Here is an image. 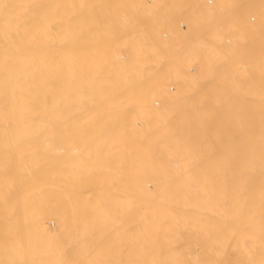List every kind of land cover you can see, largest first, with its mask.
Here are the masks:
<instances>
[{
  "label": "bare ground",
  "instance_id": "6f19581e",
  "mask_svg": "<svg viewBox=\"0 0 264 264\" xmlns=\"http://www.w3.org/2000/svg\"><path fill=\"white\" fill-rule=\"evenodd\" d=\"M72 1L0 0V264H110L111 259V263L114 264H264V96L253 100L243 95L247 97V100L244 99L247 102L246 108V104L244 107H242L243 104H240L243 102L242 93L244 91L238 92V86H243L246 83L251 89L259 88L258 81L255 79L253 81L252 78H259L258 75L255 77V72L257 73L261 67L259 65L264 64V17L257 19L261 20L262 22H259L263 24L260 23V25L257 22L258 25H253L251 22L253 16L251 17L252 14L250 15L248 10L251 20L249 18L250 22L248 21L247 24L243 22L244 19H237L239 14L243 15V9L241 10L240 7L242 12H237L239 14L235 18L236 20H231L232 17H230L236 12L229 14L230 21L234 20V25L239 26L241 30L240 33L247 28L249 31V33L247 30V32L245 31L248 38L244 37L247 44L242 43L245 41L240 38L242 33L241 35L239 33V41L236 40L237 43L234 45L237 47L233 48L234 51L231 48L233 54H237L235 51L241 53L245 47V53H250L248 58L250 72L248 73L253 71V75L247 76L246 83L238 81L240 78H235L236 81L233 78L230 80L231 77L228 79L229 76L236 73L237 69L233 68L236 63L233 64V62L237 57L240 58L237 56L240 53L233 55V57H237L232 60V55L229 54L230 59L227 58L223 65L222 60H218L219 53L217 52L223 53L227 41H225L221 53L222 48L218 51L213 48L218 37L212 36V32H210V38L206 32L208 35L206 37L209 38L210 46H212L211 48L206 47L209 48L206 53L213 54L214 52L216 57L218 56L217 63L220 62V65L223 66L219 64L217 66L214 54V56H206V61L202 63L197 73H193L194 75H191L190 72L183 74L185 71L182 70V75L179 72L182 78L176 79L179 82L178 86L171 87L174 84L169 83L171 84L169 85V81H166V85L171 87L169 89L166 86V89L165 83L160 82L164 78L162 77V72L166 70L164 66L169 67L170 65L173 69V64L176 61L174 65H183L185 62L181 64L179 61L184 59L178 60L181 54L177 55L178 59L175 57V61L171 59L172 64H170L171 61H165L167 63L161 69H158V64L143 66L136 61L140 60L137 59L139 54L141 56L147 54L145 45L150 43L152 51H159L160 54L167 52L166 49H169L170 46L164 49L162 45L164 42L166 45L170 42L163 41L162 38L167 39L171 33L177 35L179 30L184 32V29L181 30L179 27V30L176 29L177 32H172L177 26L176 23L181 26L178 21L174 26L175 21L172 20V22L169 21L170 25L174 26L170 27L169 25L173 29L171 33H168L169 30L163 29L165 33L162 35L163 37H154L148 32L151 27L149 23L154 22L158 17L163 20L167 16L166 21L173 9L178 8L177 10H179L184 6L182 8L184 10L188 7L187 5L191 7L189 11L193 13L192 16L195 15V22L200 17L201 21L207 17V14L210 15V12L217 10L206 9L210 3L216 5L212 0H207L209 3L207 2L206 8L200 5L199 0H171L165 4L156 3L160 6L167 5L168 8L165 9L164 6H161V9L157 7L156 9L154 7L152 12L155 13L151 16L152 18H149L147 13H151L149 10L153 6L147 8L149 10L146 11V14H142L136 8H126L129 5L125 0L122 1L125 2L124 6L126 7L124 8L126 9L121 7L122 1L115 0L119 2L120 8L116 9L117 13L115 12L119 16L120 13L121 16H125L126 13H130V16L138 15L137 18H133L138 24L137 27L134 21L132 22L133 27L129 26L135 27L136 30L126 29L132 36V38H129L130 35L126 38H129L130 41L133 39L132 44L126 43L127 41L124 40L126 47H130L129 44L131 46L140 44L139 47L143 51H139L138 46V50L135 47V50L130 47L128 52L131 53V56L119 57V62L114 63H122L121 65L106 67L102 66L100 64L102 62L98 59L93 58L90 59L93 63L88 66L89 57L86 55V51L92 49L95 51L93 54L98 56V50H102V46L106 48L105 44L111 45L108 42L111 41L110 38L102 41L103 43L92 44L87 38H83V34L72 36L74 39L77 37L79 39V36H82L81 40L75 39V41L71 36H68L67 32H70V28L76 27H70L75 19L70 20L69 15L72 13L74 16L79 15L76 14L78 10L74 8L77 6L80 9L81 6L78 3L79 0L78 2L74 0L75 3ZM213 1L218 3L219 0ZM220 1H222L221 3L225 2L222 5L219 2L217 5L225 8L230 5L229 9L238 8V5L242 6L243 4L247 9H252L253 4L257 7L256 3H258L253 0L247 1V3L237 0H233L234 2L232 0H230L231 2H228L229 0ZM87 2L89 1L86 0ZM70 3L72 4L70 5ZM258 4L260 8L264 2ZM94 5L93 7H95ZM69 6L73 7H71V13H69ZM93 7L91 6L92 10ZM261 7L264 8L263 5ZM163 8L164 12L168 11V13H165V16L161 18ZM221 8L223 9V7ZM120 9L125 11V14L119 11ZM92 10L91 16L98 8L93 10V14ZM159 11H161V16ZM224 11L221 16L219 13L220 17ZM261 11L264 15V9ZM79 12L82 13L83 10ZM186 13L188 14V12H183L185 15ZM97 14L93 17H96ZM119 16L116 18L118 19ZM99 17L94 20H98ZM173 18L177 19L175 15ZM79 20L81 21V19ZM101 20H104V17ZM205 20L202 22L203 24ZM225 20H221L222 24ZM195 22L194 24L192 22L194 27L191 28L190 23L188 26L189 31H195L192 32V36L198 37L196 34L198 24ZM77 23H73V25H77ZM78 24L80 26L83 23L79 22ZM212 24H210L211 27ZM84 25L88 26L87 23ZM145 25H148V31ZM234 27L232 26V28ZM75 30L79 31L78 28L73 31L76 32ZM219 31L218 33H220ZM237 34L236 31V36ZM248 34L250 35L248 36ZM134 37L136 38L134 39ZM180 37V35L172 37V42L175 41L173 44L185 40L182 37L180 40ZM212 38L213 43L211 42ZM225 38L227 39V37ZM228 38L230 40V37ZM234 39L232 40L233 44L235 43ZM155 40L160 44L154 43ZM209 40L205 39L202 42ZM124 41L121 42L124 43ZM122 43L119 46H125ZM112 44L115 45V42ZM241 44H244V48ZM177 45L179 44L177 43ZM186 45H189L188 42ZM217 45L219 46L218 43ZM228 45L233 46L232 44ZM228 45L225 50L229 48ZM218 46L217 48H220ZM171 47L177 48L173 45ZM172 48L169 51H173ZM176 48L175 50H177ZM237 48L238 50H236ZM191 50L193 49L191 48ZM196 51L198 52V50ZM228 53L230 52L228 51ZM143 56L141 60L145 59L142 61L152 60ZM174 56L176 54L171 58L174 59ZM211 57L213 58L211 59ZM121 59L123 61H120ZM160 60L164 64L163 58ZM213 61L216 65L211 64ZM240 61L242 62L239 60L237 63ZM72 62L73 64H71ZM141 65L144 67L143 70H140L143 68ZM180 65L178 68L175 66V70H172L173 73L181 71L178 70ZM262 66L259 69H263V72H260L261 80L264 79L261 74L264 73V65ZM222 67L226 70L223 71ZM184 68L186 69V67ZM242 68H240V72ZM138 70L141 72L137 73ZM222 71L227 72L223 77H221ZM219 73L223 79H218ZM230 73L233 75H229ZM72 76L74 79L71 82ZM163 76L166 77L165 74ZM225 77H227L226 80ZM179 79L181 82L178 81ZM172 81L175 80L172 79ZM259 85L264 90V81ZM253 91L254 88L251 91V98L254 97ZM262 92L264 93V91ZM156 97L158 103L155 101ZM228 104H230L229 108H227ZM243 108H245L244 111L247 110L246 113L244 112L245 114L236 112L238 109L239 112H242L240 109L243 110ZM223 109L227 110L224 112ZM211 128H213L212 133L210 132ZM85 131L91 133L87 135L88 137L85 134L88 140L86 137L84 140L86 139L88 144H97V146L102 144L101 148H106L105 145H110L111 142L116 145L128 141L131 152L127 155L131 156V160L125 155L126 153L121 155H125L128 162L131 161L130 165L127 163L130 168L127 174L131 173L133 177L130 174L129 180L124 179L125 176L120 177L123 178L122 180L116 179L117 176L114 177L116 180L108 177L106 178L109 180L105 177L103 178L105 180L102 177H100L101 179L91 177V179L86 173L89 178L86 176L88 179H84L79 171L76 176L81 175V179L78 176L79 179L74 177L69 181L67 178H61L60 176L63 174L59 169H65V166L69 165L68 156L64 153L66 149L68 150L66 148L68 143L72 141L73 137L77 142L80 136V141L83 140L82 136ZM71 133L75 136H72ZM224 133H229L230 136L229 142L227 139L224 142L227 144L225 146H223ZM207 134L212 136L210 139L217 135V137H223L222 142L220 140L217 143V139H209V143L215 141L213 143H217L215 144L217 146L207 147V143L205 144L208 140ZM127 136H130L129 139H126ZM73 143L75 144V142ZM74 144L71 146L73 147ZM78 144L77 146H79ZM1 147L5 149L4 155H1L4 151L3 148V151L1 150ZM11 147H18V149H14V151ZM117 147L119 149V146ZM120 148L123 149L121 146ZM206 149L212 150V155L211 152L209 154L214 156V159L222 157L221 164L220 161L216 163L217 160H212L215 161L216 167L221 166L220 170L212 171V163L207 165L211 170L208 167L209 171L203 168L206 164L204 162V165L199 160ZM121 152L117 153L114 150L116 154ZM206 153L203 155L204 158H206ZM107 154L112 153L110 151V154L108 152ZM115 157L113 158L115 159ZM123 159L120 158L121 162ZM81 163L80 161V166H82ZM121 164L124 165V163ZM75 166L78 168L76 164ZM114 170L113 172H115ZM120 170L121 175L122 168ZM64 174L66 173L64 172ZM210 174L211 176H209ZM69 175L71 174L69 173ZM126 214H130L129 217ZM114 217L118 218V221ZM51 221L58 224V229H51L49 226ZM125 221L129 226L127 223L125 224ZM121 231H123L122 236H120ZM124 231L128 235H125ZM116 232L117 234L120 232L116 235L117 238L120 237L118 238L121 240L120 246L125 249L120 250L118 245V250L123 252L119 255L121 257L118 256V259L113 257L114 260L111 255L113 249L111 247L116 239V236H112ZM128 253V257H125Z\"/></svg>",
  "mask_w": 264,
  "mask_h": 264
},
{
  "label": "rangeland",
  "instance_id": "374dc122",
  "mask_svg": "<svg viewBox=\"0 0 264 264\" xmlns=\"http://www.w3.org/2000/svg\"><path fill=\"white\" fill-rule=\"evenodd\" d=\"M73 1H74V0H73ZM73 1H72V3H75V2H73ZM83 1H84L85 3H84ZM88 1H89L90 3H89V2L86 3V0H82V1L79 0V2H78V0H77V2L80 3L81 6H82V7H81V6L79 7L80 9H78L77 6H76V7H77V8H76L75 6L72 5L73 7H75L74 9L78 10V11L76 12V10L73 9L74 12H76V14H79V15H77V16L75 15V16H74L73 13H72V15H71V14H70V15L68 14V15H69V18L71 17L70 20H74V19H75V20H74L75 22L73 21L72 24H70V27H73V26L75 27V26H76L75 28H78L79 31H76V30H75L76 32H74L73 30H74L75 28H74V27H73L74 29L70 28V30H69L70 32H67V34H69L68 36H69V37L71 36V38H72V36L75 37V36H74L75 34H79V35H80V34H81V35L83 34V35H82L83 38H85V39L87 38L90 42H92V44H94V43H96V42L98 43V42H102V41H104V40H108L109 38H110L109 40H111V41L113 40L112 42H111V41H108L109 43H111V45L108 46V44H105V45H107L106 48H104L105 46H104V47L102 46V48H101L102 50H98V56H95V55L93 54L95 51L92 50V49H88V50L86 51V55L89 57V58H88V63H87L88 66H89L90 64L93 63L92 60L90 61V59H92V58H93V59H98L100 62H102V63H100V62H99V63H100L102 66H105V67H106V66H112V65H121L122 63H121V64H114V63H118V62H119V60H118L119 57H124V56H125V57H128V56H131V53L128 52V51H130V50H129L130 47H131L132 49H134V50H135V48H136V50L140 49L139 51H143V50L139 47L140 44L137 45L139 48H138L137 46H134V45H132L133 47L131 46V44H132L131 42H132L133 39L130 41L129 38H132V36L130 35L129 31H127V30H131V29H135V30H136L135 27H134V28H131V27H129V26L134 25V24L132 23L133 21H134V23H135V20H133V18H134V19L137 18V16H138L137 14H136L137 16L132 15V14H131L132 16H130V13H126V14H128V15H126V14L124 13L125 11H121V9H120L119 11H121L123 14H125V16H124V15L121 16V13H120V16H119L118 14H116V13H117V10L120 8V6L118 5V4H119V2H118L119 0H118V1H115V0H114L115 2H114L113 0H91V1L88 0ZM120 1H122V0H120ZM125 1H126V4L128 3L129 6H127V7L124 6V5H125V2L122 1V3L124 2V4L120 3V5H121V7L123 6V7H122L123 9H126V8H128V7H129V8H136V10H137V11H140V13H142V14H146V11L148 12V10H149V9H147V8H150V6H151V7L153 6V7L150 8L149 11H151V13H153L152 11L154 10V9H153L154 7H155V8L157 7L158 9H159V8L161 9V8L164 6V5H161V6H162V7H161L160 5H157L156 3H158V4H162V3H163V4H165L166 2L171 1V0H125ZM199 1L202 3V4L200 3V5H202V6L205 7V8H206V4H207V2L209 3V1H207V0H199ZM215 1H216V0H215ZM237 1H238V2L245 1L246 3H247V1L250 2V0H237ZM253 1L258 2V3H259V2H260V3L264 2V0H253ZM253 1H252V3H253ZM70 2H71V1H70ZM77 2H76V3H77ZM81 2H82V3H81ZM112 2H113V3H112ZM180 2H181V1H180ZM205 2H206V3H205ZM212 2H213V4H216V5L214 6V5H212V3H210V4L207 5V8H206V9H210V11H212V10H214V9H217V10H216V11L214 10L215 12H210V15L207 14V17L204 15V17H206V18H203V17H202L203 19H202L201 21H200L201 17L199 16V17H200V18H198L199 21L196 19L197 21L195 22V19H194V18H195V15L192 16L193 13H191V11H189V9L191 10V7H189V5H187L188 7H186V5H185V7H186V9H184L185 11L182 10V8H184V6L181 7V8L179 9V10H180V11H179V10H177L178 8H176L175 6L172 5L174 8H176L175 10L178 12V14H177V12H176L174 9H173V10L171 9V10H172V14L170 13L171 15H170V17H168L169 19L165 21V18L167 17V16H165V13H168V11H167V12H164V8H163V9L161 10V11L163 12L161 15H163V16L160 15L161 11H159V15L161 16V18L165 16L163 20H160V19H159L160 17H158V16L155 15V16L158 17V18H157L156 20H154V22L149 23V25H151V27L149 28V31L147 30V26H148V25H145V26H146V30H147L148 32H150V34L154 35V37H159V36L163 37L162 35L165 34L164 31H163V29H164L165 31H168V30H169L168 33H171V30H173V29L170 28V27L173 26V24L171 23L172 25H170V22H172V20L175 21V22H174V26H175V23H176L177 21H178V23L181 24V26H179V24L176 23L177 26H175V28H174L175 30H173L172 32H177V30H179L180 28H181V30L184 29V32L181 31L182 33H181L180 30H179V32L177 33V35H175L176 33H175L174 35H173V33H171V34H169V35H168V33H166V35L169 36V37L167 38L168 40H167L165 37H163L164 39L162 38L163 41L166 40V42H170V43H167V45H166L165 42L163 43L162 47H163L164 49H166L167 46H168V47L170 46L169 49H171V48H172L171 46L173 45V47H174V46H177V48L175 47L177 50H175V48H172L173 51H171V50L169 51V49H166V50H167V52H166V51L163 50V48L161 47L162 50L165 51L166 53L164 52L163 54H162V53L160 54L159 51H156V52L152 51V45H151V43H150V44H147V45H145V51L147 52V54L145 53L146 55L144 54V56L147 57L148 59H152V60H148V62H147V61H142V60L145 59V58H144V59L141 60V58H142L143 55L141 56L140 54L138 55V54L136 53V54L139 56L137 59H138V60H139V59L141 60V62H140V60H139L138 62L136 61V63H139V64L141 63V64H143V66L158 64V65H157V66H158V69H161V68L165 65V63H167V62H165V61H171L170 64H172V60L175 61L176 59H178V56L181 54V56H179L180 58H179L178 60L184 59V60L179 61L181 64H183V63L185 62L183 65H180V64H179V65H180V69H178V70H181V71H177V69H176L177 72H175V73H173L174 71H172L173 69L175 70V66H177V68H178L179 65H174V64H176L177 61H176V62L173 61V62H174V64H173V69H172V66H170V65H169V67L166 66V65L164 66L165 69H166V70H165V69H164V70H165L166 72H165V71H164L165 73L162 72V77H164V78L160 77V78H162V79L160 80V82L162 81V83H165V88H166V86L169 87V89H170L171 87L178 86L179 82H177L176 79H178V78L181 79V78H182V77H180V76L182 75L183 71H185L183 74H185V73H186V74H189V72H190L191 75H194L195 73H197V71L199 70V68H200V66L202 65V63H203L204 61H206V56H211V55H212V56L215 55L216 60H214V59H213V60L216 62L217 66H218V64L220 65V62L217 63L218 60H222L221 62H223L222 64L224 65V62L227 61V58L230 59V57H231V56H228L229 54L232 55L231 60H232L233 58H236L237 56H239V57L241 58V59H240V58L237 57V59L242 60L243 63H242L241 61H240V63H237V62L239 61V60L237 61V59H234V62H233V64L236 63L235 66H233V68L235 67V69L238 70V71L236 70V73H235L234 75H238V74H239L240 76H239V75H238V76H234L232 73H230L229 75H233V76H234V77H233V76H229V75H228V76H229L228 79L231 77L230 80L233 78V79L236 81L238 78H240V79H238V81L241 80V81H243L244 83H246V81H248V79H247L248 77H247V76H248V75L250 76V74L253 75V71H251L250 74L248 73V72H250V70H249L250 65H249V63H248V62H249L248 58H249V54H250V53L247 54V53H245V51H244L245 48H246V47L244 48V44L246 43V40H245L244 37L246 36L245 34H246V32L248 31V28L245 29V30H243L244 32H241L243 37L240 36V38H241V39H244V41H245V42L242 41V43H244V44H241L242 47L244 48V50L241 48L243 51L240 49V50H241V53L239 52L240 54L238 53V51H235V52H237V54H239V55H237V54L234 52L237 56H236V57H233V55L235 56V54H233V52H231V51H232V50L234 51V49L237 47V46L234 47V45H236V43L239 41L238 38H239V33H240L241 30L239 29V26L237 27V26L234 25V20H233L232 22L230 21V17H232L231 20L237 18V15L239 14V13H237V12H242L241 10L243 9V12H242L243 15L240 16V14H239V17H238L237 19L240 18V20H241V19H242V20L244 19L245 21L247 20L246 22L243 21L244 23L247 24L248 21L250 22L251 17L253 16L252 19L254 20V22H253V20H251L252 24H253V25H258V23L260 24L262 21H261V20H257V19H259V18H262V19H263V17H264V15H262L263 11H261V10L264 9V8L261 7L262 5H263V7H264V4H262V5L260 4V5H261L260 8L258 7V5H259L258 3H256V4H257V7H256L255 4H253L252 9H250L249 7H248L249 9H247V7H246V6H243V5H244V4H243L242 6L238 5V8L233 7V8L235 9V10H234V9H229V8H228L230 5H229V6L226 5V6H228V7H226V8H225L224 6H219V5H217L219 2H220V3L222 2V1H220V0L218 1V3H217V1L214 3L213 0H212ZM224 2H225V1H224ZM224 2H223V3H224ZM228 2H231V1L229 0ZM232 2H234V1L232 0ZM245 2H244V3H245ZM255 2H254V3H255ZM72 3H70V5H71ZM78 3H77V4H78ZM83 3H84V5H86V6H84ZM92 3H93V5L95 4V5H94L95 7H93V5H90V4H92ZM111 3H112V4H111ZM115 3H116V4H115ZM203 3H204V4H203ZM223 3H221V5H222ZM80 4H78V5H80ZM88 4H89V5H88ZM155 4H156V5H155ZM74 5H75V4H74ZM114 5H115L116 8L114 7ZM72 6H71V7H72ZM89 6H90V7H89ZM91 6L93 7V10H94V11L98 8V10H97L98 12L95 11L94 15H92V16H91V10H92ZM112 6H113V7H112ZM117 6H119V7H117ZM178 6H179V5H178ZM208 6H209V8H208ZM212 6H213V7H212ZM231 6H232V5H231ZM250 6H251V5H250ZM254 6H255V7H254ZM71 7L69 6V8H70V12H69V13H71ZM73 7H72V8H73ZM124 7H126V8H124ZM164 7H165V9L168 8L167 5H165ZM199 7H200V6H199ZM216 7H218V8H216ZM221 7H223V9H222ZM239 7H240L241 10L239 9ZM84 8H85V9H84ZM89 8H90L91 10H90ZM117 8H118V9H117ZM157 8H156V9H157ZM213 8H214V9H213ZM219 8H221V9L218 10ZM224 8H225V11H224ZM227 8H228L229 10H228ZM245 8H246V9H245ZM116 9H117V10H116ZM123 9H122V10H123ZM146 9H147V10H146ZM152 9H153V10H152ZM226 9L229 11V13L227 12ZM236 9H237V11H236ZM253 9H254V10H253ZM256 9H258V10L256 11ZM82 10H83V12L80 13L79 11H82ZM93 10H92V14H93ZM108 10H109V11H108ZM114 10H115V11H114ZM171 10H169V11L171 12ZM181 10H182V11H181ZM222 10L224 11L225 14L223 13L224 16L222 15V17H220L221 14H222V12H223ZM245 10H246V13H245ZM247 10H248L250 13H249ZM251 10H252V12H251ZM88 11H89V12H88ZM107 11H108V12H107ZM113 11H114V13L116 12L115 15L113 14ZM119 11H118V12H119ZM165 11H166V10H165ZM221 11H222V12H221ZM255 11H256V13H255ZM259 11H260V12H259ZM156 12H157V11H156ZM180 12H181V14H180ZM183 12H184V13H185V12H188V14L186 13V15H185V14H183ZM231 12H232V13H235V12H236V13H235L236 16H235L234 14H232ZM258 12L260 13L259 15H258ZM86 13H87L89 16H88ZM96 13H98L99 16L102 15V14H103V15L99 17L98 14H97L96 17H93V16H95ZM151 13H150V14H149V12L147 13V15L149 16V18H150L151 16H153L155 12H154L152 15H151ZM189 13H190L191 15H190ZM213 13H214V14H213ZM216 13H217V14H216ZM219 13H220V16H219ZM230 13H231L232 15H230V17H229V14H230ZM244 13H245V14H244ZM248 13H249L250 15L252 14L251 17L248 15ZM82 14H83V16H82ZM110 14H111V15H110ZM112 14H113L115 17H114ZM134 14H135V12H134ZM176 14H177V15H176ZM85 15H86V16H85ZM157 15H158V13H157ZM166 15H168V14H166ZM172 15H173V16H172ZM174 15H175L176 18L179 16L178 18H182V17L185 18V17H186V19H183V18H182V19H178V18H177V19H178V20H177V19L173 18ZM181 15H183V16H181ZM214 15H215V16H214ZM217 15H218L220 18H219ZM225 15H227V16L225 17ZM106 16H107V17H106ZM112 16H113V18H112ZM117 16H119L118 19L116 18ZM134 16H135V17H134ZM144 16H146V15H144ZM184 16H185V17H184ZM201 16H202V15H201ZM208 16H209V17H208ZM76 17H77V18H76ZM78 17H79V18H78ZM92 17H93V18H92ZM97 17H99L98 20H94V19H96ZM103 17H104V20H101V19H103ZM146 17H147V16H146ZM189 17H190V18H189ZM196 17H197V16H196ZM217 17H218V18H217ZM224 17H225V18H224ZM227 17L229 18V20H228ZM233 17H234V18H233ZM245 17H247L248 19L245 18ZM256 17H258V18H256ZM115 18H116V19H115ZM119 18H120V19H119ZM149 18H148V19H149ZM151 18H152V17H151ZM171 18H172V19H171ZM188 18H189V19H188ZM191 18H192V19H191ZM216 18H217V19H216ZM249 18H250V20H249ZM255 18H256V19H255ZM77 19H78V20H77ZM79 19H81L82 22H81ZM82 19H84V20H82ZM138 19H139V17H138ZM145 19H146V18H145ZM148 19H147V20H148ZM158 19H159V20H158ZM166 19H167V18H166ZM174 19H175V20H174ZM205 19H206L207 21H206ZM219 19H221L222 21H223V19H226V20H225V21L223 22V24H222V21L219 20ZM87 20H88V21H87ZM179 20H180V21H179ZM188 20H189V22H188ZM193 20H194V21H193ZM204 20H205V22H204V24H203L202 22H203ZM211 20H213V21H215V22L212 24L213 21L210 22ZM218 20H219V21H218ZM235 20H236V19H235ZM77 21H78V23L80 22V24L83 23L82 25H80V26H82L83 28L79 26V24L77 23ZM83 21H85V22H83ZM106 21H107V22H106ZM137 21H138V20H137ZM137 21H136V22H137ZM167 21H168V22H167ZM169 21H170V22H169ZM184 21H185V22H184ZM228 21H229V22H228ZM259 21H261V22H259ZM187 22L190 23L191 28H192V26L194 27V25H192V22H193V24H194V22H195V24H198V25L196 26V27H198V30L196 31V34L198 35L199 39H198V37H196V36H192L193 33H194L195 31H194V32L192 31L193 33H192L191 31H189L190 28H189V26H188L189 24H188ZM200 22H201V23H200ZM217 22H219V23H217ZM236 22H237V21H236ZM238 22H239V21H238ZM257 22H258V23H257ZM73 23H74V24L77 23V25H78L80 28H79L77 25H73ZM84 23H85V24L87 23L88 26L84 25ZM130 23H132V24L130 25ZM137 23H138V22H137ZM168 23H169V24H168ZM205 23L209 25V26L207 25V27H209V28H207V27L204 28V27L206 26ZM225 23H226L227 25H226ZM230 23H231V24H230ZM240 23H242V22H240ZM254 23H255V24H254ZM201 24H202V25H201ZM210 24H212L213 26L211 27ZM215 24H216V25H215ZM220 24H221V25H224V24H225V25H224V26H221ZM229 24H230V25H229ZM242 24H243V23H242ZM261 24H263V23H261ZM261 24H260V25H261ZM83 25H84V26H83ZM136 25H138V24L135 23V26H136ZM143 25H144V24H143ZM166 25H167V26H166ZM169 25H170V27H169ZM161 26H165V27H161ZM174 26H173V27H174ZM214 26H215L216 28H215ZM218 26H219V27H218ZM232 26H233V27L235 26V27L232 28ZM245 26H246V25H245ZM122 27H124L125 30L122 29ZM128 27H129L130 29H129ZM132 27H133V26H132ZM136 27H137V26H136ZM167 27L170 28V29H168ZM179 27H180V28H179ZM210 27H211V28H210ZM225 27H226V28H225ZM177 28H178V29H177ZM201 28H202V29H201ZM203 28H204V29H203ZM213 28H215V29H213ZM223 28H224V29H223ZM231 28H232V29H231ZM71 29H72V31H71ZM82 29H84V30L82 31ZM126 29H127V30H126ZM176 29H177V30H176ZM205 29H206V30H205ZM208 29H209L210 31H209ZM212 29H213V30H212ZM235 29H236V31L238 32L237 36H236V31H235ZM237 29H239V30H237ZM110 30L112 31L111 33H110ZM186 30H187V31H186ZM194 30H195V29H194ZM203 30H204L205 33L203 32ZM215 30H216V31H215ZM219 30H220V31H219ZM223 30H224V31H223ZM233 30H234V31H233ZM246 30H247V31H246ZM84 31H85V32H84ZM198 31H200V32H202V33H199ZM208 31H209V32H208ZM213 31L215 32L216 35L214 34ZM218 31H219L220 33H218ZM221 31H222V32H221ZM229 31H230V33H229ZM245 31H246V32H245ZM73 32H74V33H73ZM88 32H90V33H88ZM206 32H207V34H209V37H210V35H211L210 32H212V36L214 35V36L218 37V39L216 38L217 41H215V38L213 37V38H214V41H215V42H214V45L216 46V47L213 46V48H214V49L216 48L217 51H218L219 49L222 48V50H221V53H222V51H223V47L225 46V45H224L225 41H227V42H226V46H227L228 44H232L233 46L228 45L229 48H228V47H227V48L230 49V50H228V49L225 50V47H226V46H225V47H224V51H223V53H222V54H224V55L220 54V51H218L217 53H219V55H218V56H219V59L217 58L218 56L216 57V54H214V52H213L214 55H213V54H207V53H206V50L209 51V48H211L212 46H210L211 43H210L209 38L207 39L208 35L206 34ZM216 32H217V33H216ZM232 32H233V33H232ZM72 33H73V34H72ZM109 33L111 34V36L109 35ZM222 33H224V34H222ZM227 33H228V34H227ZM241 33H240V35H241ZM247 33H249V31H248ZM257 33H259V32H257ZM257 33H256V34H257ZM86 34H87L88 36H87ZM92 34H93V36H92ZM105 34H108V35L106 36ZM196 34H194V35H196ZM200 34H201V35H200ZM225 34H226V35H225ZM229 34H230V35H229ZM129 35H130L131 37H130ZM134 35H135V34H134ZM179 35L182 37V39H185L186 41L183 40L184 43H183L182 41H177L175 44H173L175 41L172 42V37L179 36ZM182 35H183V36H182ZM206 35H207V37H206ZM220 35H221V37H220ZM222 35H223V37H222ZM234 35H235V36H234ZM249 35H250V34H248V36H249ZM258 35H260V34H258ZM82 36H79V39L82 38ZM94 36H97V37H94ZM102 36H104V37H102ZM112 36H113L114 38H113ZM127 36H129V38H126ZM171 36H172V37H171ZM189 36H192L191 38H193V39H191ZM202 36H203V38H201ZM204 36H205V37H204ZM100 37H101V39H103V40H101ZM107 37H108V38H107ZM181 37H180V40H181ZM184 37H185V38H184ZM188 37H189V39H188ZM225 37H227V39H226ZM228 37H230V40H229ZM256 37H258V36H256ZM106 38H107V39H106ZM135 38H136V37H134V39H135ZM200 38H201V39H200ZM204 38H205L206 40H209V41H205V42L203 43L202 40H205ZM210 38H211V37H210ZM213 38H212V41H211L212 43H213ZM220 38H222V39L219 41ZM223 38H224V40H223ZM234 38H235V39H234ZM247 38H248V37L246 36V39H247ZM72 39H73L74 41H75V39H76V40H79L78 37L75 38V39H74V38H72ZM126 39H128V40H126ZM187 39H188V40H187ZM233 39L235 40V43H234V44L232 43V40H233ZM257 39H258V38H257ZM259 39H260V36H259ZM259 39H258V40H259ZM68 40H70V39H68ZM73 40H71V41H73ZM80 40H81V39H80ZM122 40H123V41H124V40L127 41L126 43H131V44H129L130 47L127 46V47H128L127 50H126L127 47H126V45H125L126 43H125V41H124V43H122V42H121ZM136 40H137V39H136ZM178 40H179V38H178ZM236 40H237V42H236ZM71 41H70V42H71ZM86 41H87V40H86ZM89 41H88V43H89ZM128 41H129V42H128ZM196 41H198V42L196 43ZM199 41H201V43H199ZM223 41H224V42H223ZM108 42L106 41V43H108ZM114 42H115V45L112 44V43H114ZM117 42H118L119 44H118ZM155 42H157V44H160V42L157 41V40H155L154 43H155ZM171 42H172V43H171ZM179 42H180V43H179ZM187 42H188L189 45H186ZM189 42H190V43H189ZM192 42H193V43H192ZM194 42H195V43H194ZM206 42H207V43H206ZM220 42H221L222 44H221ZM229 42H231V43H229ZM233 42H234V41H233ZM259 42H260V41H259ZM102 43H103V42H102ZM104 43H105V42H104ZM120 43L124 44L125 46H122V45L119 46ZM177 43H178L179 45H177ZM217 43L219 44V46L217 45ZM90 44H91V43H90ZM133 44H135L134 41H133ZM136 44H137V43H136ZM180 44H181V45H180ZM196 44H197V45H196ZM204 44H205L206 46H205ZM246 44H247V43H246ZM127 45H128V44H127ZM182 45H183V47H182ZM184 45H185V47H184ZM191 45H193V47H190ZM241 45H240V46H241ZM92 46H93V45H92ZM113 46H114V47H113ZM178 46L181 47V48H183V49L180 48V50H182L181 52H180ZM188 46H189V47H188ZM199 46H200V47H199ZM204 46H205V48H204ZM217 46L220 47V48H217ZM245 46H247V45H245ZM88 47H89V46H88ZM108 47H110V49H108ZM123 47H124V48H123ZM134 47H135V48H134ZM168 47H167V48H168ZM206 47H209V48H206ZM89 48H92V47H89ZM95 48H96V47H95ZM97 48H98V47H97ZM99 48H100V46H99ZM137 48H138V49H137ZM191 48H192L193 50H191ZM194 48H195V49H194ZM200 48H201V49H200ZM231 48H232V50H231ZM233 48H234V49H233ZM103 49H106V50H103ZM96 50H97V49H96ZM125 50H126V51H125ZM183 50H187V51H183ZM188 50H189V51H188ZM196 50H198L199 53H198ZM227 50H228L230 53H228ZM236 50H238V48H237ZM103 51H104V52H103ZM145 51H144V52H145ZM178 51H179V52H178ZM208 51H207V52H208ZM214 51H215V50H214ZM134 52H135V51H134ZM168 52H169V53H168ZM171 52L173 53L172 55H171ZM174 52H177V53H174ZM185 52L187 53L186 55H185ZM194 52H195V55H194ZM224 52L227 53V54L225 55ZM242 52L245 53V54H243ZM136 54H135V56H137ZM169 54H170V55H169ZM175 54H176V56H174V59L171 58V56H173V55H175ZM182 54H183V56H182ZM188 54H189V56H188ZM205 54H206V55H205ZM246 54H247V55H246ZM177 55H178V56H177ZM191 55H193V56H191ZM144 56H143V57H144ZM185 56H186V57H185ZM221 56L224 57V58H222ZM175 57H177V58L175 59ZM183 57H184V58H183ZM158 58H160V59L163 58V60H164V64H163V61L161 62V60L158 59ZM169 58H170V59H169ZM185 58H186V60H185ZM212 58H213V57H211V59H212ZM119 59H120V58H119ZM157 59H158V60H157ZM166 59H167V60H166ZM171 59H172V60H171ZM211 59H210V61H211ZM217 59H218V60H217ZM224 59H225V60H224ZM120 61H123V59H121ZM156 61H158V62L156 63ZM214 61L211 62L212 65L215 64ZM90 62H91V63H90ZM142 62H144V63H142ZM146 62H147V63H146ZM182 62H183V63H182ZM196 62H197L198 64H197ZM230 62H231V61H230ZM94 63H95V62H94ZM231 63H232V62H231ZM231 63H230V64H231ZM71 64H73V62H72ZM130 64H131V63H130ZM177 64H178V63H177ZM216 64H215V65H216ZM226 64H228V63L226 62ZM233 64H232V65H233ZM242 64H243V65H242ZM244 64H247V65L244 66ZM259 64H260V63H259ZM93 65H94V64H93ZM134 65H135V64H134ZM196 65H197V66H196ZM223 65H220V66H223ZM232 65H231V67H232ZM262 65H264V64H261V65H259V66L263 67ZM136 66L138 67V66H140V65H136ZM143 66L141 65V68H142ZM225 66H226V65H225ZM237 66H238L239 69L237 68ZM242 66H243V68H242ZM246 66H247V69H245ZM166 67H167V68H166ZM184 67H186V69H185ZM229 67H230V65H229ZM261 67H260V68H261ZM145 68H146V67H145ZM183 68H184V69H183ZM222 68H223V67H222ZM240 68H242V69H241V72L239 71ZM260 68H259V69H260ZM143 69H144V67H143L142 69H140V70H143ZM187 69H188V70H187ZM190 69H191V71H189ZM223 69H224V68H223ZM223 69H222V70H223ZM235 69H234V70H235ZM259 69H258V71H257L258 74L255 72V77L258 75L259 78H258V77H256V78H258V79H256V78H252L253 81H255V80L258 81V87H259V88L256 87L257 89H255V87H253V88H254V91H253V92L255 93V94L253 93L254 97L252 96V98H251V96H250V95H251V91H252L253 88L251 89V87H250L249 85H247L248 83L244 84L243 86L241 85L242 87H241V86H240V87L238 86V92L240 91V92L242 93V90L245 92V93H244V92L242 93V97H243L242 100H243V102H244V103H243V102L241 101L242 103H240V104H243L242 107H244V104L247 103V102L244 101V99L247 100V97H246V96H248V99H253V100H254V98L257 99V98H260V97H263V96H264V93L262 92V91H264V90L262 89L261 85H259V83L261 84V83L264 81V79L261 80L262 78H261V75H260V72H263V69H261L262 71L259 70ZM182 70H183V71H182ZM225 70H226V69H224L223 71H225ZM228 70H229V69H228ZM232 70H233V69H232ZM234 70H233V71H234ZM156 71H157V70H156ZM186 71H188V72H186ZM193 71H194V72H193ZM223 71H222V72H223ZM242 71H245V72L242 73ZM135 72H136V71H135ZM139 72H141V71L138 70L137 73H139ZM148 72H149V71H148ZM167 72H168V73H167ZM179 72H180V73L182 72L181 75H180ZM222 72H221V73H222ZM229 72H230V70H229ZM239 72H240V73H239ZM166 73H167V74H166ZM172 73H173V74H172ZM176 73H177V74H176ZM193 73H194V74H193ZM221 73H219L218 79H220L221 77H223V75H225L224 73L227 74V72H223L222 75H221V77H220V74H221ZM233 73H234V72H233ZM237 73H238V74H237ZM164 74L166 75V77L163 76ZM261 74H263L262 77H264V73H261ZM241 75H242V76H241ZM169 76H170V77H169ZM72 77H73V78L71 79V82H72L73 79H74V76H72ZM172 77H173V78H172ZM241 77H242V78H241ZM165 78H166V80H165ZM169 78H170V80H169ZM235 78H237V79H235ZM167 79H168V80H167ZM172 79L175 80L174 82L172 81L173 83L171 82ZM180 79H179L178 81L181 82ZM221 79H223V78H221ZM224 79L226 80L227 77H225ZM254 79H255V80H254ZM182 80H183V79H182ZM166 81H169L168 84L171 83V84H174V85H172V86L170 87L169 85H171V84L166 85V84H167ZM250 82H251V81H250ZM175 84H176V85H175ZM244 87H245V89H244ZM248 87L251 89V91H250V89L248 90ZM260 87H261V88H260ZM263 87H264V86H263ZM165 88H164V90L166 91L167 88H166V89H165ZM169 89H168V90H169ZM239 89H241V90H239ZM260 89H261V91H260ZM174 90H175V88H174ZM255 90H257V91L255 92ZM258 90H259V91H258ZM257 92H258V93H257ZM247 93H249V95H247ZM256 93H257V97H256ZM262 93H263V94H262ZM259 94H260V95H259ZM243 95H246V96H243ZM258 95H259V97H258ZM261 95H262V96H261ZM249 96H250V97H249ZM240 97H241V96H240ZM240 97H239V98H240ZM157 100H158V99H157V97H156V100H155V101L157 102ZM157 103H158V102H157ZM240 104H238V105H240ZM229 105H230V104L227 105V108H229ZM157 107H158V106H157ZM238 107H239V106H238ZM240 107H241V105H240ZM240 107H239V108H240ZM245 107L247 108V104L245 105ZM244 109H245V108H243V110L240 109L242 112H239V109L236 110V112L238 111L237 113H239V114H242V113L245 114V113L247 112V110L244 111ZM224 110L226 111L227 109H223V111H224ZM230 110H231V108H230ZM225 111H224V112H225ZM228 111H229V110H228ZM196 112H198V111H196ZM231 112H232V110H231ZM244 112H245V113H244ZM173 113H174V111L172 112V114H173ZM178 113H180V112H178ZM175 114H177L176 111H175ZM209 127H210V126H209ZM211 127H212V126H211ZM224 127H225V126H224ZM212 129H213V128H211V130L209 129L211 133H212ZM209 130H208V131H209ZM227 130H228V129H227ZM86 132H87V131H85V133L83 132L84 134L82 133V134L84 135V136H82L83 140H84V138H85L87 135H90V133H91L90 131H89L88 133H86ZM73 133L76 134V132H73ZM75 134H73V135L75 136ZM82 134H81V135H82ZM85 134H86V136H85ZM209 134H210V133H209ZM71 135H72V133H71ZM73 135H72V136H73ZM76 135L79 136L78 134H76ZM210 135H211V134H210ZM210 135L207 134V139H208V140H207V142H205V144L207 143L206 146H207V147H211V148H212L213 146H214V147L217 146V145H215V144H217L218 142H220V140H221V142H222V138H223V137H225V138H224L225 140L223 139V140H224V141H223V144H224V142L227 141V140H228V142H229V139H230L229 133H228V134H227V133H226V134L224 133L225 136L222 135V136H223V137L221 136L222 138L217 137V136H218V135H217L215 138L210 139V138L212 137V136H210ZM208 136H209V138H208ZM80 137H81V136H80ZM80 137H79V139H77L78 142L80 141ZM87 137H88V136H87ZM87 137H86V138H87ZM129 137H130V136H127L126 139H129ZM227 137H228V138H227ZM73 138H74V137H73ZM73 138H72V141H70V143H68V147H66V148H68V150L66 149L65 152H64L65 155L68 156V160H67V162H68L69 165H66V166H65L66 168L64 167L65 169H59V170H62V174H63V175L61 174L62 176H60V174H59V176H60L61 178H65V179L67 178V180L69 181V180L74 179V177H75V179H76L77 176H78L80 179H81V177L85 179V178H87V177L89 176L90 178L92 177V178H94V179H98V178L101 179L100 177H102V179H103L104 177H105V178L108 177L109 179L112 178L113 180H116V179H120V180H122L123 178H120V177H121V176H123V177L125 176L124 179H126V178H127L128 180L130 179V178H129V177H130L129 175H130L131 173H128V174H127V172L130 171V170H129L130 168L128 167V164H127V163H129V165H130V164H131V161L128 162V160H127V158H126V156H125V155H127V154H129V153L131 152V151L129 150V147H128V146H130V143H129V145H128V141H124V143L127 142V143H125V145L127 144L126 146L124 145V143H122V144H121V143L116 144L117 146H119V149H118V147H117L115 144H113L112 142H111V144H110L111 146H110V145H105V144H104V145L107 146V147H106V148H101V147H102V144H98V146H97V144H95V145H94V144H88V142L86 141V139H85L84 141L81 140V141H83V143H81V141H80V143L78 144V142H77V141H74ZM82 138H81V139H82ZM218 138H219V140H218ZM209 139H210V140H214V139L216 140V139H217V140H216L217 143H213V142H215V141H210V143H209ZM226 139H227V140H226ZM87 140H88V138H87ZM73 142H75V144H74ZM86 142H87V143H86ZM104 142H105V141H104ZM119 142H120V141H119ZM84 143H85V145H84ZM105 143H106V142H105ZM109 143H110V142H109ZM114 143H116V142H114ZM71 144H74V146L72 147ZM77 144H78L79 146H77ZM86 144H88V145H86ZM212 144H213V145H212ZM220 144H222V143H220ZM228 144H229V143H228ZM82 145H83V146H82ZM100 145H101V146H100ZM104 145H103V146H104ZM211 145H212V146H211ZM225 145H227V144L225 143L223 146H225ZM70 146H71V147H70ZM80 146H81L82 148H81ZM109 146H110V147H109ZM113 146H114V148H111V147H113ZM120 146L123 147V149L120 148ZM115 147H116V148H115ZM2 148H3V147H1V150H2ZM5 148H6V147H5ZM11 148H12L13 150H14V149H15V150L18 149V147H17V148H15V147H11ZM71 148L73 149V151H75V150L77 149V150L75 151L76 154H75V152L72 151ZM107 148H109V149L107 150ZM3 149H4V148H3ZM13 150H12V151H13ZM15 150H14V151H15ZM69 150H70V151H69ZM114 150H115V152H117V153H118V152H121V150H123V151H122L121 153H119V154H120V155H119V154L114 153ZM128 150H129V151H128ZM2 151H3V150H2ZM66 151H68V152H66ZM71 151H72V153H71ZM104 151H105V152H104ZM106 151H107L109 154H110V151H111L112 154L108 155ZM112 151H113V152H112ZM124 151H125V152H124ZM0 152H1V151H0ZM4 152H5V149H4V151L1 153V155H4ZM206 152H207V153H206ZM210 152H211V155H212V153H213L212 150H210V149H206V151L203 152L204 154L206 153V158H204L205 156H203L204 154L202 153L203 155H201L199 161H201V163H203V164H204V162H205L206 165H205V164H204V165L206 166V168H205V166H204V167H203L204 169H207V170H208V168H210V167H208V166H209L208 164H211V163H212V165H213V167H212V171L220 170V167H221V166H220V167L217 166V167H218V168H217V167H216V164H215V161H212V160H217L216 163H217V162L219 163V161H220V164H221V162H223V161L221 160L222 157H221L220 159H219V158H218V159H216V158L214 159V156H211V155L209 154ZM66 153H67V154H66ZM73 153H74V154H73ZM124 153H126V154H125L124 156H122ZM106 154H107V155H106ZM115 154H116V155H115ZM121 154H122V155H121ZM105 155H106L107 158L105 157ZM130 155H131V154H130ZM67 156H65V157H67ZM98 156H99V157H98ZM112 156H113V157L116 156L115 159H116L117 161H116ZM119 156H120V157H119ZM222 156H224V155H222ZM95 157H96V158H95ZM108 157H109V159H110L111 162L108 161V160H109ZM110 157H111V158H110ZM117 157H118L119 160L117 159ZM127 157H128L129 160H131V156L127 155ZM210 157H211V158H210ZM212 157H213V159H212ZM69 158L71 159V161H74V162H71ZM120 158H121V159H122V158H124V159L126 158V159H125V161H124V159H123V162H121L122 160H120ZM66 159H67V158H66ZM104 159H105V160H104ZM106 159H107V160H106ZM113 159H114L115 161H114ZM210 159H211V160H210ZM95 160H96V161H95ZM69 161H70L71 164L69 163ZM80 161L83 163V164L81 163V165H82L83 167L79 165V164H80ZM92 161H93L94 164L92 163ZM105 161H106V162H105ZM107 161H108V162H107ZM112 161H114V162H112ZM202 161H203V162H202ZM209 161H210V163H209ZM96 162H97L98 164H97ZM125 162H126V163H125ZM206 162H207V163H206ZM102 163H103V164H102ZM104 163H105V164H104ZM106 163H107V164H106ZM118 163H119V164H118ZM121 163H124V165L121 164ZM75 164L78 166V168L75 166ZM100 164H101V165H100ZM214 164H215V165H214ZM70 165H71V167H70ZM113 165H114V166H113ZM207 165H208V166H207ZM217 165H218V164H217ZM67 166H68V167H67ZM74 166L76 167V170H75ZM79 166H80L81 168H80ZM118 166H119V167H118ZM116 167H118V168H116ZM207 167H208V168H207ZM215 167H216L217 169H216ZM119 168H120V169L122 168L121 175H120V172H119V171H121V170H120ZM123 168H124V169H123ZM77 169H78V171H77ZM114 169H115V170H114ZM118 169H119V170H118ZM214 169H215V170H214ZM113 170H114L115 172H113ZM117 170H118V171H117ZM125 170H126V171H125ZM128 170H129V171H128ZM209 170H211V168H210ZM209 170H208V171H209ZM66 171H67V172H66ZM79 171H80V172H79ZM87 171H88V172H87ZM116 171H117V172H116ZM123 171H124L125 173H124ZM64 172H65L66 174H64ZM68 172H69L71 175H69ZM77 172L81 173V175H83V176H81V175H79V174L76 176ZM83 172L85 173V177H84V173H83ZM105 172H106V174H103V173H105ZM67 173H68V174H67ZM86 173L89 174V175L87 176ZM98 173H100V174H98ZM101 173H102V174H101ZM72 174H74V176H72ZM92 174H93V175H92ZM97 174H98V175H97ZM66 175H67V176H66ZM119 175H120V176H119ZM80 176H81V177H80ZM86 176H87V177H86ZM116 176H117V178L115 179L114 177H116ZM126 176H128V177H126ZM131 176H132V174H131ZM209 176H211V174H210ZM78 177H77V179H79ZM89 177H88V178H89ZM97 177H98V178H97ZM118 177H119V178H118ZM132 177H133V176H132ZM132 177H131V178H132ZM68 178H70V179H68ZM88 178H87V179H88ZM92 178H91V179H92ZM87 179H86V180H87ZM106 179H107V178H106ZM109 179H107V180H109ZM112 179H111V180H112ZM103 180H105V179H103ZM87 181H88V180H87ZM89 181H90V180H89ZM114 189H115V188H114ZM129 211H130V210H129ZM129 211H128V212H129ZM128 212H127V213H128ZM129 213H130V212H129ZM130 214H131V213H130ZM130 214H128V215L126 214V215L129 217ZM115 215H116V214H114V216H115ZM119 216H120V215H119ZM127 216H126V218H127L128 220H130V218H128ZM116 217H117V215H116ZM116 217H114V218H116ZM130 217H131V216H130ZM119 218H120V217H119ZM124 218H125V217H124ZM116 219H117V221H118V218H116ZM116 219H114V220H116ZM127 219H125V220H127ZM128 220H127V221H128ZM127 221H125V224L127 223V225H128V222H127ZM49 224H50L49 226L51 227V229H55V228L58 229V224H57L56 222L51 221ZM56 224H57V225H56ZM129 224H130V223H129ZM127 225H126V226H127ZM54 226H55V227H54ZM128 226H129V225H128ZM127 228H128V227H127ZM128 229H129V228H128ZM120 230H121V229H120ZM126 231H127V229H126ZM122 232H123V231H121V235H120V236H122ZM127 233H129V232H127ZM116 234H117V232H116L115 235H113L112 237H115V236H116L115 238H116L117 240H116L115 238H114L115 241H114V239H111L112 241H114V243H112V242H111V243H112L113 245H117V246H113V245L111 244V245H112L111 249H112V248H113V249L111 250L112 253H111V252H110V253H111V255H113L112 258L114 257V258L118 259L119 257H121V256H119V255L121 254V252H123V251L120 252V250H121L123 247H121V246H120L121 244H119V243L121 242V240H120V239L118 240V238H120V237L117 238V235L120 234V232H119L117 235H116ZM124 234H125V231H124ZM125 235H128V234H125ZM125 237H126V239H128L127 236H125ZM118 241H119V242H118ZM115 242H116V243H115ZM118 245H119L120 247H119ZM117 247H119L120 250H118ZM128 247H129V244H128ZM124 249H125V248H123L122 250H124ZM126 249H129V248L126 247ZM113 250H115V251L113 252ZM129 251H130V250H129ZM129 251H127V252H129ZM115 252H116V253H115ZM117 252H118V253H117ZM127 252H126V253H127ZM117 254H118V255H117ZM111 255H110V256H111ZM116 255H117V256H116ZM124 255H125V252H124ZM128 255H129V253L126 254L125 257H128ZM118 256H119V257H118ZM110 258H111V257H110ZM114 258H113V259H114ZM109 260H110V259H109ZM114 260H115V259H114ZM114 260H113V261H114ZM107 262H108V261H107ZM111 262H112V259L110 260V264H114V263H111Z\"/></svg>",
  "mask_w": 264,
  "mask_h": 264
}]
</instances>
